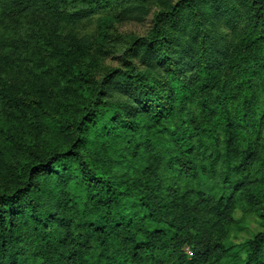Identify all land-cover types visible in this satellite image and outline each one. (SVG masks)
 I'll use <instances>...</instances> for the list:
<instances>
[{
	"label": "trees",
	"instance_id": "obj_1",
	"mask_svg": "<svg viewBox=\"0 0 264 264\" xmlns=\"http://www.w3.org/2000/svg\"><path fill=\"white\" fill-rule=\"evenodd\" d=\"M0 106V264H264V0H0Z\"/></svg>",
	"mask_w": 264,
	"mask_h": 264
},
{
	"label": "rangeland",
	"instance_id": "obj_2",
	"mask_svg": "<svg viewBox=\"0 0 264 264\" xmlns=\"http://www.w3.org/2000/svg\"><path fill=\"white\" fill-rule=\"evenodd\" d=\"M152 21L151 15L146 16L141 21H131L123 24H116L114 35L120 38V43L116 45L106 60L102 62V67H119L121 65V54L126 48L127 42L132 37L144 36L151 28ZM94 27V26H92ZM3 111L0 106V114ZM238 213L236 217H239ZM260 230L259 221L254 215H248L242 217V219L236 225H233L230 229L229 237L225 242L226 247L231 248V255L235 263L244 257L243 251H241V244L245 239L249 238L252 234ZM185 252L190 253L186 248Z\"/></svg>",
	"mask_w": 264,
	"mask_h": 264
}]
</instances>
